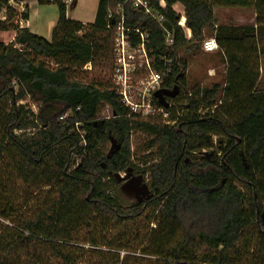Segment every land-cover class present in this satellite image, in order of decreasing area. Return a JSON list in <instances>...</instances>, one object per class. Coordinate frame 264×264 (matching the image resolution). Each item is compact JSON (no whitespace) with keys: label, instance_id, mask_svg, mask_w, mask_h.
<instances>
[{"label":"trees","instance_id":"16d2710c","mask_svg":"<svg viewBox=\"0 0 264 264\" xmlns=\"http://www.w3.org/2000/svg\"><path fill=\"white\" fill-rule=\"evenodd\" d=\"M52 3L48 41L0 0V32L14 31L0 41V264H81L99 246L110 250L98 264H126L122 249L139 250L148 264H264V0H152L161 25L126 0H99L92 23ZM119 5L127 25L149 30L154 69L167 74L162 88H178L167 107L154 99L173 124L130 114L109 81L85 79L84 67L112 61L107 15ZM216 8L252 9L254 24L219 23ZM20 16L27 20V6ZM206 34L224 77L189 89L179 51L197 52ZM26 97L36 112L20 103ZM102 103L111 118L97 119ZM133 132L150 138L153 156L142 167L132 161ZM111 138L119 148L108 156ZM121 172L146 177L149 195L123 205Z\"/></svg>","mask_w":264,"mask_h":264},{"label":"rangeland","instance_id":"374dc122","mask_svg":"<svg viewBox=\"0 0 264 264\" xmlns=\"http://www.w3.org/2000/svg\"><path fill=\"white\" fill-rule=\"evenodd\" d=\"M27 4L28 10V28L33 30L39 36H42L46 40H51L52 28L57 22L58 18V8L56 3L46 2V3H38L37 0H20ZM99 0H72L70 4L66 6L67 11L66 15L71 17L75 21L83 22V23H92L95 19L97 7H98ZM24 5V4H23ZM17 9H20L16 6ZM25 8V5H24ZM177 10H181L180 7L175 8ZM238 9V8H237ZM240 9V8H239ZM235 11V10H234ZM246 12H250L248 9H244ZM234 13V12H233ZM185 16V15H184ZM234 23V21H232ZM180 25V24H179ZM186 34V37L189 38L191 34H188V29L185 25L181 26ZM12 30L0 32V41L4 43L10 42V38L12 37ZM212 37L209 34H206L205 38ZM180 56H184L188 63V68L185 74L187 88L190 89L193 85H201V86H208L214 82H221L224 77V66L220 61V57L217 54V51L206 53L202 50L200 46V50L194 52L192 55H184L183 51H179ZM153 63V59H150V63ZM151 63V66H152ZM115 65L114 59V51H113V58L112 61H101L97 65H88L83 69L86 70L85 79H96L98 81L106 82L109 81L113 87V69ZM153 69V66H152ZM264 70V67H263ZM155 71V70H154ZM260 87H264V74L262 76V81ZM20 103L26 104L32 111L36 112L38 109L39 103H35L29 97L21 100ZM176 103H171V106L174 107ZM155 105V104H154ZM156 106V105H155ZM157 107V106H156ZM177 107V105H176ZM178 109V107H177ZM163 113H167L163 111ZM154 115H160L163 121H166L168 118L164 116L161 112H155ZM112 117V111L109 105L102 103L99 107V111L97 114V119H109ZM149 117V116H148ZM149 137L146 134L141 132H133L130 137V147L132 151V161L137 166H144L145 161L149 160L153 156V150L147 149L146 145L149 141ZM216 139L215 137L213 138ZM111 147V142L106 144V152L109 151ZM121 177L124 176V172L119 174ZM138 177V174L134 175ZM128 180H120L117 190V196L119 201L123 205L131 204L132 202L136 201L133 196L127 194L124 189L122 188L123 183ZM143 182L148 183L146 177H143ZM262 203L264 205V198L262 199ZM136 244V243H135ZM142 245V244H141ZM83 247H88V244H82ZM110 249L99 246L97 250L88 251L85 256L83 257V262L81 264H98L99 262H103L107 260L109 257L106 253ZM113 251V250H112ZM120 258L124 255H128L127 263L126 264H148L146 260H144L143 256L139 252V250L122 249L119 251Z\"/></svg>","mask_w":264,"mask_h":264},{"label":"built area","instance_id":"2783aa9c","mask_svg":"<svg viewBox=\"0 0 264 264\" xmlns=\"http://www.w3.org/2000/svg\"><path fill=\"white\" fill-rule=\"evenodd\" d=\"M6 5L14 9L18 13L17 21L20 26L26 22L20 15L24 13L25 8L20 0H4ZM53 2L56 0H45ZM66 6L72 0H60ZM132 7L152 18L156 23L160 24L163 21V16L160 15L152 6V0H126ZM162 4V3H161ZM163 5V4H162ZM18 6L20 9H17ZM175 9V6H173ZM180 16V26L185 25L184 9H175ZM109 18L113 19L114 36H113V51L115 65L113 69V88L120 102L128 109L130 114H137L142 117L152 116L155 112L163 113L164 109L154 105V92L162 88V84L167 76L166 71H157L153 69L150 63L151 48H150V32L141 25H127L124 19V10L122 5H119L115 11H109ZM6 18V10L0 12V21ZM188 34L190 31L188 29ZM165 42L173 43V35L169 31H165ZM201 48L204 52H215L218 49L215 38L208 37L201 43ZM155 70V71H154ZM157 100V99H156ZM65 113L63 117H65ZM173 124L174 122L166 121Z\"/></svg>","mask_w":264,"mask_h":264},{"label":"water","instance_id":"95a60500","mask_svg":"<svg viewBox=\"0 0 264 264\" xmlns=\"http://www.w3.org/2000/svg\"><path fill=\"white\" fill-rule=\"evenodd\" d=\"M178 93L177 86H174L172 89H165L160 88L157 89L154 92V97L157 99L158 103L164 107H167L169 105V102L166 98H174ZM111 147L108 151V156L114 152L117 151L119 148L118 145H116L113 138H111ZM117 177L120 180H125L129 178V175L120 176L119 174ZM122 188L124 191L129 194L130 196L134 195L136 201L140 202L144 197L146 198L149 195V188L146 183L143 182V177L138 176L131 179H128L125 183H123Z\"/></svg>","mask_w":264,"mask_h":264},{"label":"crops","instance_id":"0c3cea01","mask_svg":"<svg viewBox=\"0 0 264 264\" xmlns=\"http://www.w3.org/2000/svg\"><path fill=\"white\" fill-rule=\"evenodd\" d=\"M21 2L25 6H27V4H25L23 1ZM174 6L175 8L180 7L181 10H183V7L180 4H175ZM248 10H250V12L244 11V8H240V9L239 8L238 9L237 8H216L215 12H216V17L219 23H229V22L234 21V23L237 25L254 24V20H255L254 12L252 9H248ZM68 18L72 19L71 17H68ZM27 22H28V19L26 20V22H24V24L21 27L28 28ZM28 29L31 32H33V30H31L30 28ZM13 37H14V32H12V37L10 38L9 41H11ZM263 67H264V57L260 59V84L262 81V76L264 74ZM260 89L264 90V87L263 88L260 87Z\"/></svg>","mask_w":264,"mask_h":264},{"label":"flooded vegetation","instance_id":"af4514ba","mask_svg":"<svg viewBox=\"0 0 264 264\" xmlns=\"http://www.w3.org/2000/svg\"><path fill=\"white\" fill-rule=\"evenodd\" d=\"M167 99V101L169 102V100L171 99V98H166ZM127 175H129L130 177L128 178V179H131V178H134L135 176L134 175H132V174H127ZM139 176V175H138ZM148 186V185H147ZM149 188V187H148ZM133 197H134V195H132ZM135 198V197H134ZM145 198V197H144ZM143 198V199H144ZM142 199V200H143Z\"/></svg>","mask_w":264,"mask_h":264}]
</instances>
